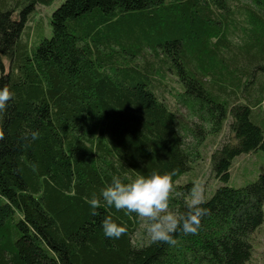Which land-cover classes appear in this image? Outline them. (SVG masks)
I'll list each match as a JSON object with an SVG mask.
<instances>
[{
	"label": "trees",
	"instance_id": "trees-1",
	"mask_svg": "<svg viewBox=\"0 0 264 264\" xmlns=\"http://www.w3.org/2000/svg\"><path fill=\"white\" fill-rule=\"evenodd\" d=\"M52 2L0 0V88L15 93L0 114V264H252L264 173L230 181L237 157L264 153V0H65L48 37L31 22ZM226 125L197 234L149 244L135 213L101 200L91 214L85 197L113 176L173 170L184 197L170 208L186 212L194 181H178ZM108 216L127 233L106 237Z\"/></svg>",
	"mask_w": 264,
	"mask_h": 264
},
{
	"label": "clouds",
	"instance_id": "clouds-1",
	"mask_svg": "<svg viewBox=\"0 0 264 264\" xmlns=\"http://www.w3.org/2000/svg\"><path fill=\"white\" fill-rule=\"evenodd\" d=\"M15 93L4 86L0 88V114H3ZM39 138L38 132L24 133L21 137L29 147L31 141ZM4 139V132L0 130V140ZM176 170L161 174L153 171L148 176L137 175L130 182H123L119 176H113L111 183L103 188L100 195L92 194L91 199L85 201L91 207V214L98 215L101 200L108 207H115L117 211L124 210L126 214L135 213L149 244L166 243L175 245L174 234L182 231L185 235L197 234L201 219L209 213L202 207L205 201V187L202 180L193 182L186 199V212L173 211L170 201L174 198H183L184 193L176 191L173 176ZM104 235L108 238L119 239L127 233V228L117 224L111 216L102 221Z\"/></svg>",
	"mask_w": 264,
	"mask_h": 264
},
{
	"label": "rangeland",
	"instance_id": "rangeland-1",
	"mask_svg": "<svg viewBox=\"0 0 264 264\" xmlns=\"http://www.w3.org/2000/svg\"><path fill=\"white\" fill-rule=\"evenodd\" d=\"M65 0H54L52 4L50 5H37L36 9V15L33 18V22H31V25H34L36 21H38L41 18L42 26L47 31V36L51 37V25L50 20L53 12L61 6ZM264 107L262 106V110ZM228 134L227 125L224 129V132L222 135H220L217 138L209 137L205 143V146L202 148V161L193 164V170L190 171V173L184 175L181 177V179L178 181L180 183H184L185 181L192 180H202L204 182L205 187V199L210 198L211 195L214 194L217 187L221 185V183H218V181L214 178L210 159L209 156L213 152V150L218 147L222 142H224L225 136ZM243 164L249 165V174L248 176H244L243 172ZM232 170V176L233 179L230 181V184L235 187H240L244 185L247 182H250L251 180L257 178L261 173H264V153H256L249 156L242 155L240 157H237V159L234 162ZM240 172L241 174L237 173ZM254 246L255 251L252 258V264H264V228L260 230L258 233H256L254 236ZM139 237L136 236L134 238L135 242H137Z\"/></svg>",
	"mask_w": 264,
	"mask_h": 264
}]
</instances>
